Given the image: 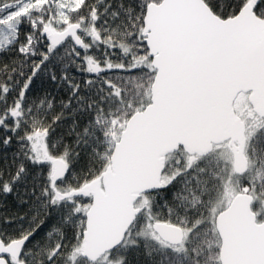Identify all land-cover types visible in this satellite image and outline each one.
<instances>
[{
	"label": "snow or ice",
	"instance_id": "6c2138e0",
	"mask_svg": "<svg viewBox=\"0 0 264 264\" xmlns=\"http://www.w3.org/2000/svg\"><path fill=\"white\" fill-rule=\"evenodd\" d=\"M0 264H264V0H0Z\"/></svg>",
	"mask_w": 264,
	"mask_h": 264
}]
</instances>
